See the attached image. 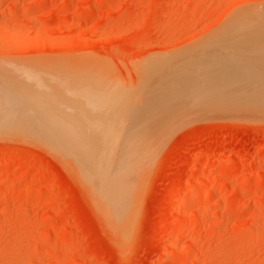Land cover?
<instances>
[{"label": "rangeland", "instance_id": "374dc122", "mask_svg": "<svg viewBox=\"0 0 264 264\" xmlns=\"http://www.w3.org/2000/svg\"><path fill=\"white\" fill-rule=\"evenodd\" d=\"M255 8L264 0H0V93L21 130L0 134V264H264V114L203 106L182 91L187 65L167 77L161 66ZM237 57L235 71L257 77L264 58ZM108 86L136 115L121 123L136 135L122 140L131 217L120 235L53 147L77 141L58 133L84 125L74 111L91 114L83 91Z\"/></svg>", "mask_w": 264, "mask_h": 264}, {"label": "bare ground", "instance_id": "6f19581e", "mask_svg": "<svg viewBox=\"0 0 264 264\" xmlns=\"http://www.w3.org/2000/svg\"><path fill=\"white\" fill-rule=\"evenodd\" d=\"M244 13H245V11H244ZM244 13H242L241 15H238L236 17L232 16L231 19L228 18V21L226 19V21H225L226 24H224V26L222 28H220L219 30L217 28L218 31H216L210 37H208L206 40H204L200 44V46H198L199 44H196L198 46L196 49H195V47H194V49L192 47L191 50H188V49L186 51L184 50V53L180 52L181 55L176 54L175 57L173 55H171L174 57V59H173L170 56L173 60H175L176 56H178V58L174 62H171L168 59H165V60H168L169 63H172V64H170V66L167 65V61H163L166 63H164L163 65H161V64L160 65L164 66L166 64L165 65L166 68H169L168 72L166 71L167 69H165V71H166L164 73L165 75L167 73H169V75H170L173 71L172 69H175L178 65H181V64L183 66L187 65L186 69H184V67H181V69H183V70H181L180 67L178 69L176 68L177 70H179L180 74L183 73L181 75L178 74L181 77L177 75L178 77L182 78V79H180L182 85L180 83L179 84L183 87L184 90H182V87L180 89L183 92L185 91L186 93L189 92V91H187L188 89L190 90V92L193 91L192 93L186 94V95H188L186 97H189L190 94H194L193 96L195 97V99L196 98L200 99L201 100L200 102L203 103V106L206 104H207V106H209L211 103L212 105H210L209 107H212V106L213 107L215 106V108H216V106L231 107L229 110H225V112L234 113V114H239V113H244V112L249 113V114H252V113L256 114L257 113V114H261V116H262V114H264V59H263V65H256V66H254V68H252L254 74L255 73L258 74L257 77H252L248 71H242L241 72V69H240L241 66L240 67L238 66L237 70L235 71V68H236L235 67V64H236L235 63V56H238V57L239 56H242V57L252 56V58H257L259 60H260V58L261 59L264 58V8H261V9L255 8L253 13L247 11L246 14L251 13V14L255 15L253 17L250 14V16L253 17V18H251L249 16L250 19H252V20L248 19V15L247 16L243 15ZM231 15H234V14H231ZM242 57H241V59H242ZM171 58H169V59H171ZM250 60H251V58H250ZM178 62H180V63L178 64ZM156 66H157L156 68L161 67V66L158 67V65H156ZM256 68L258 70H255ZM154 69H155V67H154ZM170 69H171V72L169 71ZM63 71H64V69H63ZM160 71H159V73H160ZM234 71H235V73H234ZM177 72L175 71L174 73H177ZM236 72L241 74L242 78L233 77L232 76L233 73L236 74ZM161 73H162V71H161ZM164 74H162V75H164ZM57 75H60V74H57ZM149 75H151V74H149ZM154 75H157V74L154 73ZM182 75H183V77H182ZM166 77H167V75H166ZM166 77H163V78H166ZM152 78H153V75H152ZM156 78H157V76H156ZM169 78H167V79H169ZM153 79H151V80H153ZM159 80H160V78H159ZM101 81H103V80L101 79ZM108 81H109V78H108ZM172 81H173V79H172ZM93 82H90V83L93 84ZM151 82H153V81H150V83ZM169 82H170V79H169ZM11 83L12 82L10 81L9 86L11 85L14 87V84H11ZM90 83L88 86L91 85L90 87L95 88V89L98 87V84H100V82H99L97 84V87H96V85L92 86V84H90ZM170 83L172 85V82H170ZM94 84H95V82H94ZM5 85L8 86V82H6ZM171 85H168V87H170ZM76 86H72L71 88H70V85L66 86V87H69L67 97L70 100H74L73 99L74 93H72V91L77 90L75 88ZM88 86H86V87H88ZM18 87H21V86H17V87L15 86L14 88H17V90H19ZM72 88H73V90H72ZM103 88H105V89H104L102 95H100V93H99L100 91L97 92V90H99L98 88H97V90H93L92 92L87 90L90 93L84 94V91L82 93L83 95H87L86 101L90 100V102L87 103L88 105L86 104L87 106H90L88 108H92V111H94L95 116L97 115L96 121L93 117V119L95 121L94 123H96V125H94L93 128H91V125H90V127L88 126V124L90 122H92L91 120H93V119L89 120L90 121L89 123L87 121L88 119H90L92 111H90L91 114H88V111L86 110L87 116L89 115V117H87L88 118L87 119L84 116L85 115L84 113H83L84 114L83 115L80 112L78 113L79 110L77 112H75L73 110L74 111V113H73L74 117L77 118L79 121L84 122V125L81 124L82 126L73 125V126L65 127L61 130V132L58 133V135L70 134L72 137L77 139V141L66 142V143L56 144V145L54 144L53 147L55 146L54 147L55 149L56 148L61 149L60 151H58L57 149L56 150L58 152L65 153V155H67V159L69 161H71L73 166H74V167L73 166H71V167L73 169L75 168V170L78 171L77 175L80 176L79 178L81 179V181L83 183L85 182L84 184H86L89 192L96 199L100 209L106 214V216L110 219V221H113V223L115 222L117 224L116 228H118V229L116 231H118L121 226L123 228V224H126V222L131 217V216L130 217L128 216V214H129V213H127L128 211L126 212L127 205L129 204L130 195L126 189V187H128V186H126V183H125V179H126L125 176L126 175L124 172V168H126V170L129 171L128 168L124 165V164L128 163V162L125 163V161H124V159L125 160L128 159V158H124V156H125L124 152H127L128 145L126 144V141L122 142V140L127 139L128 136L132 132L136 131V130H134V127L131 126V123L133 121H136V119H135L136 115L134 117V120H131V116L134 115V112L131 110L132 106L128 105V106H130L128 108H131L130 110L133 113L132 112L130 113V110L127 107L124 111H127V109H128L129 113H126L122 110L123 107L125 108V106H123V107L121 106V105H124V103L123 102H120L119 104L117 103L118 102L117 100H120L121 98L118 99V97H117V99H116L115 95H114L115 98L112 97L113 96L112 93H114L113 91L117 88L114 87L115 88V89L113 88L114 90L110 86H108L107 88L106 87H103ZM62 89H65V88H62ZM21 90H22V88H21ZM122 91H124V90H122ZM182 91H181V94H183ZM64 92H66V91H64ZM24 93H26V91L23 88V91L21 94L23 96H26L27 94L25 95ZM61 93H62V91H61ZM118 96H119V94H118ZM191 96H190V98H191ZM193 96H192V100L194 99ZM79 97L81 98L82 96H79ZM79 97H78V99L80 100ZM177 97H178V95H177ZM180 97H181V95H180ZM186 97H184V98H186ZM79 100H78V102H80ZM180 100H181V98H180ZM185 100H187V98ZM187 101H185V102H187ZM185 102L183 101L181 105H184ZM196 102H194V104ZM200 102H198L197 104L199 105ZM74 103H77V101L74 100ZM81 103H82V101H81ZM121 103H123V104H121ZM127 103H129V101ZM192 104H190V105H192ZM111 105L115 110L114 109L110 110V108L112 109V107H110ZM187 105H189V104H187ZM200 106H201V109L204 108L202 106V104L199 105V108H200ZM9 107L10 106L8 104L7 96H3V94L0 93V134H2V135L4 134L5 136H7L9 134L10 135L11 134L16 135V134L20 133V131H21L20 128L13 126L12 124H11L12 126L7 124V122H9V121L11 122V120H13V119L9 120V118H14V116L10 117V115H12L11 113L17 112V111H12V112L8 111ZM222 107H220L221 110H222ZM135 111H136V109H135ZM18 113L19 112H17L15 115H17ZM139 114H140V111H139ZM254 114L252 116H255ZM71 115H72V113H71ZM127 115L130 118L129 121L131 120L132 122H130V124H129L130 127L128 126V128H124L123 126H121V123H123L122 125H125L124 122H128V120L125 121V117H128ZM246 116L250 117L251 115L247 114ZM123 120H124V122H122ZM75 123H77V120H75ZM135 125L136 124H134V126ZM137 129H139V128H137ZM140 131H141V129H140ZM140 133L142 135V132H140ZM2 135H0V136H2ZM135 135H136V133H135ZM137 136H138V134H137ZM137 136L135 138H137ZM120 137H122V139ZM89 138H91V139H89ZM117 139H121L120 143H119V141L117 142ZM128 141L130 142L132 140L128 139ZM133 145H135V144H133ZM125 146L127 149L125 148ZM5 148L6 147H1L0 151H4ZM63 149L65 150V152L63 151ZM132 153H134V152L132 151ZM128 155H129V153H128ZM134 160H133V162H134ZM70 165H71V163H70ZM227 165L228 164H226V166ZM128 167L130 168L129 165H128ZM132 167H134V166H132ZM236 170L237 169L232 167V171H236ZM126 180L128 181V179H126ZM131 200H132V198H131ZM121 232L118 231L119 235Z\"/></svg>", "mask_w": 264, "mask_h": 264}]
</instances>
